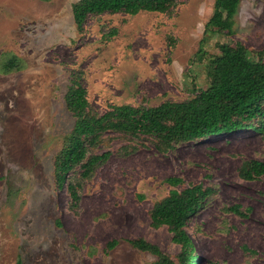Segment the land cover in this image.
Returning <instances> with one entry per match:
<instances>
[{
    "label": "rangeland",
    "instance_id": "obj_1",
    "mask_svg": "<svg viewBox=\"0 0 264 264\" xmlns=\"http://www.w3.org/2000/svg\"><path fill=\"white\" fill-rule=\"evenodd\" d=\"M76 0H0V264H150L157 256L129 239L144 237L178 260L181 246L150 210L172 188L216 191L189 221L198 264H264V173L240 176L247 159L264 161L252 128L178 144L166 153L149 138L128 143L109 131L112 154L86 182L77 212L54 182V158L75 122L65 94L83 72L90 102L158 105L182 101L211 82L219 44L242 41L253 63L264 51V0H225L234 32L212 31L215 0H180L158 11L91 15L80 30ZM256 52V53H255ZM17 57L18 67L6 64ZM169 177L183 181L171 184ZM241 204L246 215L228 209ZM117 239L113 248L110 240ZM247 246L249 249H245Z\"/></svg>",
    "mask_w": 264,
    "mask_h": 264
},
{
    "label": "trees",
    "instance_id": "obj_2",
    "mask_svg": "<svg viewBox=\"0 0 264 264\" xmlns=\"http://www.w3.org/2000/svg\"><path fill=\"white\" fill-rule=\"evenodd\" d=\"M180 0H76L72 4L77 27L82 30L86 20L94 14L124 12L137 14L141 11H158L173 14ZM225 0H215L214 10L207 22L212 31L234 32L236 5L228 15ZM220 53L208 62L210 84L185 100H166L158 105L110 103L104 111L94 106L83 83V72L73 70L65 94L67 108L75 117L72 129L65 134L62 147L54 158V182L65 188L68 207L77 212L84 186L95 175L98 167L112 154V137L108 132H118L127 144L117 148L124 155L137 149V142L149 138L156 148L166 153L178 144L201 141L214 134L230 133L252 128L264 137V51L253 63L249 48L242 42H222ZM256 53V52H255ZM17 57L6 64L8 70L19 66ZM264 173V161L257 158L244 160L239 174L254 179ZM171 184L183 181L181 177H169ZM214 185L194 183L182 189L172 188L158 199L150 210L154 227L167 226L172 240L181 246L178 260L144 237L129 239L138 249L157 256L150 264H198L201 255L188 231L189 221L214 195ZM228 209L246 215L241 204ZM118 240L112 239L107 247L113 248ZM245 249H249L245 246Z\"/></svg>",
    "mask_w": 264,
    "mask_h": 264
}]
</instances>
